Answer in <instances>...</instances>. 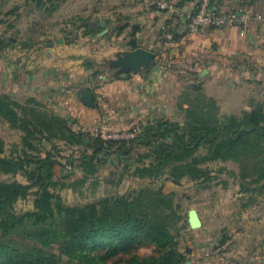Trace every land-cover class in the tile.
I'll return each mask as SVG.
<instances>
[{
	"label": "trees",
	"instance_id": "obj_1",
	"mask_svg": "<svg viewBox=\"0 0 264 264\" xmlns=\"http://www.w3.org/2000/svg\"><path fill=\"white\" fill-rule=\"evenodd\" d=\"M61 1L24 0V5L34 4L44 11L51 5L52 11V5ZM174 1L177 14L150 8L183 21L185 8L192 5L194 11L198 3ZM257 1L211 0L210 8L214 14L230 8L237 12ZM166 23L162 35L168 28L177 41L178 32ZM84 27L85 35L92 34L90 25ZM124 29L117 27L118 36ZM137 31L138 26H133L129 34L134 37ZM3 43L11 45L7 39ZM83 66L91 81H101V67L88 59ZM192 73L196 82L186 86L177 99L176 115L181 116V123L157 117L141 124L133 138L122 140L92 137L34 98L19 101L0 94V120L20 134V144L9 157L4 156L5 143L0 137V173L20 175L24 180L0 181V264H183L180 238L189 226L174 194L164 192L163 185L144 184L132 194L83 206H67L53 192L55 181L59 190L83 187L111 158L118 171L116 186L126 177L143 181L165 177L172 185L183 179L203 184L214 179L209 164L230 162L237 167L231 176L238 183V193L253 198L263 195V107L256 104L240 115L222 114L217 101L197 82L198 74ZM88 89L94 90L92 84ZM54 141L73 151L65 157L66 164L52 156L53 151L61 154L54 145L45 148ZM203 146L207 149L200 154ZM74 175L77 178L70 180ZM31 194L35 196L33 210L17 214L14 205ZM143 246H152L153 253L139 256L137 251Z\"/></svg>",
	"mask_w": 264,
	"mask_h": 264
},
{
	"label": "crops",
	"instance_id": "obj_2",
	"mask_svg": "<svg viewBox=\"0 0 264 264\" xmlns=\"http://www.w3.org/2000/svg\"><path fill=\"white\" fill-rule=\"evenodd\" d=\"M191 6L188 5L185 10L191 11L193 9ZM143 7V11L131 14L126 24L118 26L125 29L108 47L105 46L103 38L99 34L98 37L80 38L79 43L67 41L60 36L51 37L47 42L48 46L40 53L36 50L24 55L22 53L24 50L19 47L21 54L17 55L18 59L16 56L11 57L10 54L9 59L0 62V94H7L15 99H21L23 96L34 98L47 110L69 121L70 124L75 123L80 127L97 125L100 122V115L104 116V112L106 114L112 112L106 111V106L113 103L112 114L117 121L113 130L126 132L129 126L136 125L140 121L153 120L168 115L170 109L167 108V104L174 91L171 89L169 81L171 65L176 62L178 48L184 47L187 50L191 49L192 45H196V48L202 47V52L205 55L202 54L188 70L197 73L200 79L206 78L204 89L208 96L212 97L208 94V90L212 88L218 90V75L216 76V74H219L217 69L221 66L218 57L225 56L228 59H234L242 56V71L246 83H248V90L253 91L255 87H258L260 93V100L256 103L252 100L247 108H243V111L249 110L256 104L261 105L264 109V28L262 26L253 25L242 36L236 28L223 27L205 28L197 31L191 37L185 33L183 21L180 18H172L167 14V19L179 21L183 34L178 32V40L175 45L167 50L164 51L163 48L156 50L157 35L153 30L158 27L164 28V25L167 24L165 15L154 12L144 4ZM254 7H258L257 2L255 6H251L252 9ZM259 8L264 13V5ZM130 13L134 12L130 10ZM91 14L95 15V13ZM91 14L89 12L92 17ZM138 25L152 30L151 35L146 30L136 32L139 34L137 40L140 47L152 50L156 54L151 71L148 74L133 71L128 75H116L114 72L113 79L110 75H102L100 82H97V78L91 81L88 73L84 70V60H91L101 67L105 61L112 59L111 55L115 57L121 51L123 42L133 38L129 33L133 26ZM56 39H61L63 43L57 44ZM190 39H193V42H188ZM211 41L219 45L216 52L206 50V44ZM217 55L218 57H216ZM203 70H206L207 73L201 76ZM222 72L225 74L226 69ZM90 84L94 88L93 91L88 89ZM80 87L88 89L94 94V100L97 101L96 109L87 108L79 102L77 89ZM237 89L238 85L235 81L228 83V87L225 88L227 92L233 94ZM231 114L237 115L236 113ZM214 163L224 165L222 162ZM220 169H222L221 173ZM220 169L217 173L212 171L211 175L223 174L225 170ZM233 180L231 182L226 180L224 183L225 189H228L225 195L229 196V191L231 193L234 190L235 197L224 198L218 192V196L212 198L213 210L210 218L213 223L210 222L207 225L206 216L197 212L202 226L195 235L198 234V237L203 239L210 238V242L206 246L217 243L216 245L219 247L225 246L226 248L215 253L213 250L219 248L218 246L208 250L204 248L205 245H201L200 248L203 250L200 249L196 252V257L200 260L195 258L192 251L187 254L181 250L185 258L183 264H264V199L256 200L257 197L253 198L238 193L239 186ZM218 181L219 178L216 179V182ZM239 195L247 198H243L241 210L232 213L226 206L227 202L235 201L236 196ZM250 200H253V204L246 206ZM188 230L191 231L190 228ZM227 237L231 239H225ZM228 242L231 243L228 244ZM193 256L194 258H190Z\"/></svg>",
	"mask_w": 264,
	"mask_h": 264
},
{
	"label": "rangeland",
	"instance_id": "obj_3",
	"mask_svg": "<svg viewBox=\"0 0 264 264\" xmlns=\"http://www.w3.org/2000/svg\"><path fill=\"white\" fill-rule=\"evenodd\" d=\"M257 5L258 7H254L253 9L251 8V10L263 14V10H261L259 6H263L264 1L258 0ZM52 6V11H49L51 9V5H47L46 8H48V10L44 11L37 8L34 4L27 3V5H24V0H0V62H4L6 59H9L10 54L11 57L16 56V59H18L19 56L17 55L21 54V52L19 53V47L24 50L22 52L24 55L30 51L33 52L36 50L40 53L44 50V48H46V46H48L47 42L51 37L60 36L65 38L67 41H75V43L76 41L79 43L81 40L80 38L91 36L98 37V34L102 29H96L94 26H91V24H96L101 21L105 22V28L107 29V33L102 36L103 43L107 47L111 46L112 42L114 43V39L119 37L117 27L120 26V24H126L131 14L144 10L143 3L136 0H63L61 2L54 3ZM147 8L150 9V7ZM130 10L134 13H130ZM11 11H14V13L9 15V12ZM89 12L90 14L95 13V15L91 14V17ZM164 17L165 22H168L170 28H172L175 33L180 32L179 34H183L180 30L181 24L178 23L179 21L167 19V15ZM162 20L164 19L162 18ZM84 24L91 26L90 30H92V34L85 35L87 29L84 27ZM138 28L140 31H149L151 35V29L149 30L147 27L144 28L142 25H138ZM153 31L154 33L156 32L157 35V44L155 49H162L164 43L162 29L158 27ZM194 35L195 34H192L190 36L193 37ZM11 38L14 39V41L10 40ZM5 39L11 43L8 47L4 46L3 41ZM188 42H193V39H190ZM195 46L196 45H192L191 49L187 50L184 47L178 48V53H176L178 56L176 57V62L171 65L172 69L169 74V81L171 84L170 87L171 89H174V91L172 98H169V102L167 104V108H169L170 111L165 117L172 121L182 122L181 116L176 115L178 96H180L186 86L192 82H196L194 73L190 72L188 68L196 62L202 54L205 55V53L202 52V47L196 48ZM206 46V50H214L216 52L219 49V45L212 41L209 44H206ZM111 57L113 59L114 56L111 55ZM216 57H218V55ZM218 58L221 62L220 68L218 67L217 69V73L219 74H216V76L218 75V90L212 88L208 90V94L216 99L222 114L236 113L237 115H240L243 108H247L252 100L255 103L260 100V93L258 91L259 88L255 87L254 90L252 89L253 91L248 90V83H246V79L243 76L242 71V56H238L234 59H228L225 56H219ZM225 69L226 73H221V71ZM100 70L105 76L110 75L112 79L115 77L114 71L108 68L106 61L101 65ZM97 81H99V78H97ZM232 81H235L238 85V89L234 94L225 90V88L228 87V83ZM197 82L201 83V86L205 91L204 87L206 84V78H199ZM175 91L176 93H174ZM25 99H27V97L23 96L21 99L17 100L24 101ZM106 111L113 112V103H109L106 106ZM112 112L107 114L104 112V116L100 115L99 122L106 124L110 129H113L116 126L115 124H117ZM150 122H152V119H145L142 122L140 121L136 123V125L129 126L126 132L139 128L143 123ZM78 127L79 129H82L80 125H78ZM0 137L5 143L4 156L9 157L12 150L20 144V134L11 130L6 123L0 120ZM52 145L55 146L56 150L61 151V154L53 151L51 153L52 156H54V158L62 164H66L67 161L65 157L72 154L73 151L67 148L63 142L59 141H54L52 144H45V148L48 150ZM206 149L207 147L203 146L202 149H200V154L204 153ZM143 151H145V149H143ZM44 152L45 150L42 151V154H44ZM107 161L108 163L102 168L96 177L89 180L83 187L78 188L75 191L72 189L59 190L57 187L58 181H55L52 186L53 192L58 194L63 203L67 206H83L104 198L132 194L144 184H150L152 186L163 185L164 192L174 194L175 201L179 204L186 221L187 212L190 209H195L200 215L206 216V224L209 225V223L212 222L210 218L213 210L211 205L212 198L217 197L218 192L226 198L228 195L225 194L228 192V189H225L224 183H226V180L229 182L233 180V177L230 174L231 172L237 173V167L232 163H224V165L211 163L208 165V168L214 173H217L220 168H223L225 171L223 174H220L221 176L219 174V176L211 175V178L214 179L203 184L183 179L179 185H172L165 180V177L147 181L139 180L134 177H126L118 186H116V182L118 181V171L113 168L114 161L112 158ZM56 170H58V168ZM76 178V175H74L70 178V180H74ZM218 178L219 181L216 182V179ZM0 181L23 182L24 180L20 175H5L0 173ZM233 182L237 183L235 179ZM229 196L235 197L234 190H232L231 193L229 191ZM243 198L247 197L239 195L236 196L235 201L227 202L228 204L226 206L229 211L235 213L241 210V205L244 202ZM259 198L260 200L264 199V194L258 196L256 200ZM34 199L35 196L31 194L26 199L18 201L14 205L15 212L17 214H22L27 211H32ZM199 231V229L191 231L185 229V231L181 232L180 238V242L182 243L181 250L183 249L187 254L192 251L197 260H200V258L196 257V252L200 251L201 245H205L204 248H207L208 250L211 247H219V245H216L217 243L212 246H206V244L210 242V238L203 239L198 237V234L196 236L195 234ZM225 239L231 238L227 237ZM230 243L231 242H228V244ZM221 247L222 246L219 248ZM153 249L154 248L152 246H143L138 249L137 253L139 256H148L153 253ZM190 258H194V256Z\"/></svg>",
	"mask_w": 264,
	"mask_h": 264
},
{
	"label": "built area",
	"instance_id": "obj_4",
	"mask_svg": "<svg viewBox=\"0 0 264 264\" xmlns=\"http://www.w3.org/2000/svg\"><path fill=\"white\" fill-rule=\"evenodd\" d=\"M143 3L147 7H153L161 12L169 14L179 13L176 8V2L174 0H136ZM211 0H198L194 11H188L183 16V25L187 35L195 34L199 30L205 28H223L232 27L236 28L238 32L244 35L253 25H260L264 28V13L252 11L251 9L243 8L237 12L229 9H222L217 14H214L210 8ZM183 15V14H182ZM139 34L135 33L134 38H138ZM164 43L163 50H167L169 47L175 45L176 41L173 37V33L167 28L163 35ZM82 132L87 133L94 137H100L103 140H122L133 138L140 132V127L132 129L129 132H120L110 129L104 123H98L97 125L83 126L80 129ZM226 247H221L213 250L215 253L219 252Z\"/></svg>",
	"mask_w": 264,
	"mask_h": 264
},
{
	"label": "water",
	"instance_id": "obj_5",
	"mask_svg": "<svg viewBox=\"0 0 264 264\" xmlns=\"http://www.w3.org/2000/svg\"><path fill=\"white\" fill-rule=\"evenodd\" d=\"M94 28H101L100 36L107 33L105 28V22H97L93 24ZM14 41V39H10ZM57 44H62L61 39H56ZM156 54L152 50H147L140 47V44L136 38H130L127 42L121 44V51L118 52L114 59L108 60V68L113 70L116 75H128L130 72H143L148 74L155 62ZM207 71L203 70L201 76H204ZM200 76V77H201ZM77 95L79 102L90 109L94 107V94L83 87L77 89ZM87 142V141H86ZM187 224L191 230H198L201 228L202 223L195 209H190L187 212Z\"/></svg>",
	"mask_w": 264,
	"mask_h": 264
}]
</instances>
